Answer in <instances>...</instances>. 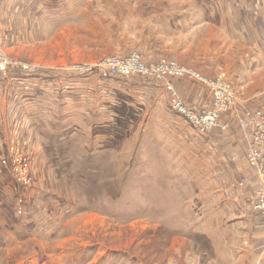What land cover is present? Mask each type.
Wrapping results in <instances>:
<instances>
[{
  "label": "rangeland",
  "instance_id": "374dc122",
  "mask_svg": "<svg viewBox=\"0 0 264 264\" xmlns=\"http://www.w3.org/2000/svg\"><path fill=\"white\" fill-rule=\"evenodd\" d=\"M194 3L0 0V49L7 59L0 80L10 78L12 87L7 109L21 102V119L31 122L36 112L25 105L34 95L28 92L53 80L66 85L71 77L77 89L79 81L90 82L82 100L90 105L78 108L83 131L68 138L70 150L52 163L58 169L44 172L53 178L45 186L22 120L0 111L8 129L21 120V137H7L13 138L2 163L25 191L21 234L2 231L0 222V264H264V215L254 208L259 181L246 164L244 134L233 116L264 110V34L247 20H229L236 40L228 39L220 26L201 24L206 18L199 19ZM134 53L144 66L173 59L227 83L236 103L224 113L226 131L199 134L172 110L171 94L188 108L203 106L208 90L195 80L114 74L104 64ZM65 88L45 90L53 94L43 98L56 99L49 105L65 112ZM33 187L48 195H31ZM253 237L260 238L257 248Z\"/></svg>",
  "mask_w": 264,
  "mask_h": 264
},
{
  "label": "crops",
  "instance_id": "0c3cea01",
  "mask_svg": "<svg viewBox=\"0 0 264 264\" xmlns=\"http://www.w3.org/2000/svg\"><path fill=\"white\" fill-rule=\"evenodd\" d=\"M194 5L198 8L197 16H205L206 19H202L201 24H207L210 27H216L220 26L222 33H226L225 35L229 38H233L232 29L227 28L226 22L231 20L233 24L235 22L243 20H247L246 24L248 27L252 26L254 29L257 26V32L260 34H264V0H195ZM200 10V11H199ZM230 22V24H231ZM248 22H250L248 24ZM229 29V30H228ZM249 30H252L251 28ZM248 30V31H249ZM264 37V35H262ZM236 40L235 38H233ZM237 39H241L240 37ZM262 54V53H260ZM264 54V53H263ZM258 56V54H257ZM17 77L21 75H16ZM72 78V77H71ZM66 78L65 80H70L66 82V85H62L60 83H56L57 80L50 81L48 85H43L40 89L41 91H32L28 93H33V96H30L28 100H26L25 105H27L28 109L35 110L36 114L33 117V120L29 122L28 117H23L21 119V102L18 103L17 100L15 103H13L14 107L10 106V109H7L4 100L5 98L10 97L11 92V84H10V78L5 80H0V111L2 113H6L8 115V120L13 121L12 114L17 115L22 120V126L23 129L26 127V130L24 132V135L29 139L32 143V146L28 149L30 154H32V158L35 164L36 168V176L39 181L40 185H46V182L44 179H48L47 182L50 183L48 176H45L46 171L48 169L57 168V164H52L55 162L56 159H58L60 156H62L63 152H67L70 150V146H68V138L69 142L72 141V139L77 136V134H80L83 129L79 128V118L80 115H82L81 110L78 108H83L84 105H90V102H86L83 104L82 100H84L85 96H88L90 92V82L89 80H82L78 83H81V87L77 89L76 86H79L78 84H74V79ZM64 81L63 79L61 80ZM176 88L180 90V92L185 93L184 88H182V82L179 80H172ZM18 87H21V82L19 80H16L14 82ZM76 83V82H75ZM22 85H25V83H22ZM66 86V88H65ZM59 87V88H58ZM65 88L66 93V102L65 107L63 108L65 112L58 109L56 106L51 107L49 103H52L54 101H57L56 99L53 100H46L43 96H48L46 94L45 90H51L53 88L55 89H62ZM74 88V89H73ZM73 89L72 92L70 90ZM81 91L80 97L75 96V94H78V91ZM52 93V92H48ZM37 94V95H36ZM53 94V93H52ZM196 97V102L199 98V96L189 93L190 96ZM50 97V96H48ZM81 98V100H80ZM187 98V97H186ZM21 99V96H20ZM189 99V98H188ZM81 101V103H75V101ZM190 102H193L194 100H188ZM252 104H260V101H253ZM19 105V106H18ZM33 105V106H32ZM247 105V104H246ZM253 105V106H255ZM62 108V107H60ZM11 112V113H10ZM83 112V111H82ZM10 113V115H9ZM99 113V111H98ZM87 115V114H86ZM83 116H85L83 114ZM10 117V118H9ZM21 120L18 123H14L13 127L10 126L8 129L6 127V124L0 123V202H1V208H0V222H1V229L2 231H13L14 233L21 234V199H23L25 191L21 189L19 186H17L10 175V172L7 170V167L2 163V159H4L6 156V146L7 142H9L13 137L7 138L8 136H16L21 137ZM4 122V118L2 119ZM17 124V125H16ZM77 128L78 132H73V129ZM33 138L34 141L31 140ZM58 138L64 139L65 138V144L59 145ZM10 139V140H9ZM5 160V159H4ZM40 162V163H39ZM62 170V168H60ZM45 172V173H44ZM42 178V179H41ZM45 182V183H44ZM32 189H36L34 192H32L31 195L37 194V195H48L46 193H43V188L40 187L39 189L36 187H33L30 189V192ZM42 190V191H41ZM45 190V189H44ZM50 194H53L52 191H49ZM23 195V197H22ZM253 221L260 224V227L262 225L261 219L256 216ZM250 229L253 226V222L250 220L248 222ZM17 228V229H16ZM24 231V229H23ZM255 235V234H254ZM255 237H253L254 240ZM43 244V243H42ZM261 245L260 238L256 237L255 242L251 240V247H259Z\"/></svg>",
  "mask_w": 264,
  "mask_h": 264
},
{
  "label": "built area",
  "instance_id": "2783aa9c",
  "mask_svg": "<svg viewBox=\"0 0 264 264\" xmlns=\"http://www.w3.org/2000/svg\"><path fill=\"white\" fill-rule=\"evenodd\" d=\"M7 59L0 49V74L6 72ZM104 64L111 69V73H142L153 74L156 79L167 77H188L195 80L208 90V98L203 106L195 109L188 108L179 101L175 94L172 95L171 108L182 115L199 134L217 129L226 131L227 123L224 121V113L233 110L236 103L232 88L224 81L216 78H207L195 69L179 66L175 60H161L144 66L138 54L134 53L127 57L120 55L109 57ZM167 84H165L166 86ZM170 90V86L167 85ZM232 107V108H231ZM233 116L238 121L239 127L245 139V161L256 172L259 181V197L255 200V209L264 215V110H236ZM15 159L13 164H15ZM24 160H21L22 164ZM14 179L18 178L13 174ZM262 215V216H263ZM264 217V216H263Z\"/></svg>",
  "mask_w": 264,
  "mask_h": 264
},
{
  "label": "bare ground",
  "instance_id": "6f19581e",
  "mask_svg": "<svg viewBox=\"0 0 264 264\" xmlns=\"http://www.w3.org/2000/svg\"><path fill=\"white\" fill-rule=\"evenodd\" d=\"M213 130H217V129H213ZM211 131H212V130H211ZM211 131H210V132H211Z\"/></svg>",
  "mask_w": 264,
  "mask_h": 264
}]
</instances>
